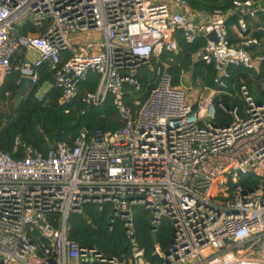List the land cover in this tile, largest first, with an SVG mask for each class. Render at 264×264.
<instances>
[{"label":"built area","instance_id":"1","mask_svg":"<svg viewBox=\"0 0 264 264\" xmlns=\"http://www.w3.org/2000/svg\"><path fill=\"white\" fill-rule=\"evenodd\" d=\"M262 1L235 0L224 13L192 12L183 0H0V85L18 72L17 84L28 76L33 87L35 69L47 64L60 89L58 103L69 105L93 72L99 83L85 102L98 106L111 97L121 124L111 132L83 126L72 145L55 143L45 155L18 137L11 153L0 151V264H125L67 238L69 215L86 205L98 211L108 205L110 224L122 222L132 247L128 264H148L136 246L135 208L149 213L152 234L169 222V248L155 246L164 264H264V104L241 85L243 108L219 105L231 122L215 126L213 103L226 89L229 66L256 72L264 64L263 55L247 50L260 43L244 36L246 18L264 13ZM233 15L237 44L229 43L225 25ZM25 20L41 31L19 34L15 26ZM93 31L102 34L99 53L80 48L61 60L71 35ZM175 31L188 44L205 40L193 60L213 65L216 88L192 104L162 70L132 109L124 87L138 90L139 68H152L151 58L162 50L177 53ZM210 33L216 42L206 38ZM248 177L255 184L242 187Z\"/></svg>","mask_w":264,"mask_h":264},{"label":"trees","instance_id":"2","mask_svg":"<svg viewBox=\"0 0 264 264\" xmlns=\"http://www.w3.org/2000/svg\"><path fill=\"white\" fill-rule=\"evenodd\" d=\"M193 11L213 12L220 10L224 13L232 8L235 0H183ZM244 1V0H238ZM258 1V0H253ZM238 17L229 16L226 20L228 40L230 44L239 43L237 33ZM247 31L245 37L257 40L259 47L251 46L247 50L252 54L264 55L263 33L260 28L264 27V13H260L254 20L246 18ZM15 29L21 35L35 34L41 29L34 28L26 20L16 25ZM174 39L177 42V53L162 50L158 57L151 58L152 68L141 66L138 70L137 81L139 89L125 86L126 104L132 109L135 101H144L150 90L155 86L157 72L165 70L172 79L173 86L185 84L184 74L188 73L192 86L200 85L208 90L216 88L214 78L216 76L212 64L193 60V55L206 44L200 37L192 44L185 42L181 31H175ZM21 52L12 61L16 65L21 60ZM68 56L62 57V61ZM228 78L224 80L226 89L220 91L214 98L215 126H226L231 122V117L223 112L219 105L226 110L239 106L242 109V102L239 100L238 92L241 85H245L249 94L256 95L253 86L257 87L259 95L264 100V64H261L258 71H249L241 66H229L227 68ZM37 82L14 107L13 101L19 85L18 72H12L0 85V151L11 153L13 142L16 137L23 144H26L41 154L47 151V141H52L58 128L62 127V141L72 145L81 127L92 130L101 128L104 131H115L121 127L118 121L117 111L112 105L111 97L98 106L89 105L85 102L88 94L96 92L99 76L89 72L84 81L77 86L76 98L69 105L58 103L60 89L57 88L52 79V73L47 64L35 69ZM49 83L50 89L38 99L35 94L39 88ZM67 111V113H66ZM83 112V114H81ZM20 154L15 155L18 158ZM255 184V181L248 177L240 182L242 187ZM52 219V218H51ZM111 209L105 205L101 211L93 205H86L81 213H72L66 221L67 238L75 241L82 247L95 248L108 258H114L122 263L128 264L132 259V247L126 237L125 229L119 219H114L110 224ZM149 213L143 208L134 209V231L136 246L143 251V259L148 264H164L163 260L155 254V246L166 252L171 242V226L163 220L155 234L151 233ZM111 227V228H110Z\"/></svg>","mask_w":264,"mask_h":264},{"label":"rangeland","instance_id":"3","mask_svg":"<svg viewBox=\"0 0 264 264\" xmlns=\"http://www.w3.org/2000/svg\"><path fill=\"white\" fill-rule=\"evenodd\" d=\"M150 1H153V0H150ZM156 1L165 2V3H168L169 1L171 2V0H156ZM94 33L90 37H86L84 35H77V36H74L75 37L74 39H72V37H71L72 35H71L69 39H70L71 49L73 50V52H78L80 50V48H84L89 53L96 50L97 47L100 46V44L103 40H102L101 33H100L98 38L94 39V37H95ZM249 38H250V36H249ZM88 45H90L89 48H88ZM183 76L185 79V84L182 87L186 89L187 98H188L190 103L193 104V103H196L198 101H202L205 97H207V95L210 92L208 89H206L200 85L192 86L190 83V80H189L188 73L184 74ZM48 86L49 85L46 83L43 84L38 90V92H39L38 96L44 95L48 90ZM49 88H50V86H49ZM253 89H254L256 95H258V96L254 97L251 95V97L257 103L264 104L263 97L261 95H259V91H257V87L253 86ZM262 90L264 91V87H262ZM239 100L241 101L240 98H239ZM236 107L239 108L238 105ZM242 108H243V103H242ZM239 115H240V113H239ZM245 256L253 257V258H259L258 255H245Z\"/></svg>","mask_w":264,"mask_h":264},{"label":"water","instance_id":"4","mask_svg":"<svg viewBox=\"0 0 264 264\" xmlns=\"http://www.w3.org/2000/svg\"><path fill=\"white\" fill-rule=\"evenodd\" d=\"M260 6L264 7V0L260 3ZM206 38L210 41L216 42L214 33L208 34ZM30 85H31L30 77L22 76L20 78L19 88L17 90V93L13 101L14 107H17L20 101L28 94ZM62 132H63V128L62 127L58 128L57 132L54 135L53 140L46 142L47 151H52L54 148V144L62 141Z\"/></svg>","mask_w":264,"mask_h":264},{"label":"crops","instance_id":"5","mask_svg":"<svg viewBox=\"0 0 264 264\" xmlns=\"http://www.w3.org/2000/svg\"><path fill=\"white\" fill-rule=\"evenodd\" d=\"M190 9V8H189ZM176 10V9H175ZM191 10V9H190ZM177 11V10H176ZM192 12H194L193 10H191ZM191 15H192V19L194 20V21H196V22H199V19L198 18H194V13H191ZM254 20V19H253ZM263 28V27H262ZM262 28H260L259 30H262ZM235 30V32L237 33V39H239L240 40V37H239V33H238V30H237V28L236 29H234ZM95 32V33H94ZM95 34V37H94V39H96V38H98L99 37V35H100V33L101 32H99V31H93V32H91L89 35H86V37H90L92 34ZM102 35V34H101ZM74 36H77V35H74ZM74 36H71L72 37V39H74L75 37ZM249 38V37H248ZM102 40H103V38H102ZM263 40H264V36H263ZM101 44H102V42H101ZM101 44H100V46L99 47H97V49L96 50H94V51H92V52H87V53H89V54H97V53H99V51H100V48H101ZM88 46H90V45H88ZM89 48V47H88ZM73 53V50L71 49V47H70V51H66V52H63L62 54H61V60H62V57H64V56H68V58L71 56V54ZM253 55H258V54H253ZM261 55V54H260ZM263 55V54H262ZM29 58L30 59H32L33 57H35L36 56V54H35V52H30L29 53ZM264 56V55H263ZM46 84H48L49 85V83H46ZM50 86V85H49ZM49 86H48V90L50 89L49 88ZM32 89V86H30V88H29V91ZM47 90V91H48ZM39 93V92H38ZM41 96V95H40Z\"/></svg>","mask_w":264,"mask_h":264}]
</instances>
